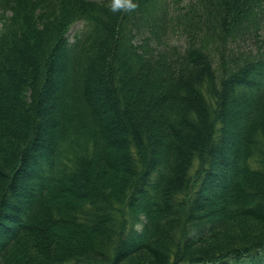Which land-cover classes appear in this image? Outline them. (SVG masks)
<instances>
[{
	"label": "trees",
	"instance_id": "obj_1",
	"mask_svg": "<svg viewBox=\"0 0 264 264\" xmlns=\"http://www.w3.org/2000/svg\"><path fill=\"white\" fill-rule=\"evenodd\" d=\"M137 3L0 0V264H264V0Z\"/></svg>",
	"mask_w": 264,
	"mask_h": 264
},
{
	"label": "clouds",
	"instance_id": "obj_2",
	"mask_svg": "<svg viewBox=\"0 0 264 264\" xmlns=\"http://www.w3.org/2000/svg\"><path fill=\"white\" fill-rule=\"evenodd\" d=\"M109 7L113 12L132 11L138 7L137 0H110Z\"/></svg>",
	"mask_w": 264,
	"mask_h": 264
},
{
	"label": "rangeland",
	"instance_id": "obj_3",
	"mask_svg": "<svg viewBox=\"0 0 264 264\" xmlns=\"http://www.w3.org/2000/svg\"><path fill=\"white\" fill-rule=\"evenodd\" d=\"M81 28H82V24L81 23H77L75 26L72 27V29L70 31V35L74 36L76 34V32H78Z\"/></svg>",
	"mask_w": 264,
	"mask_h": 264
}]
</instances>
